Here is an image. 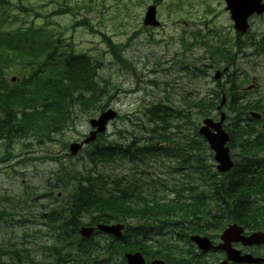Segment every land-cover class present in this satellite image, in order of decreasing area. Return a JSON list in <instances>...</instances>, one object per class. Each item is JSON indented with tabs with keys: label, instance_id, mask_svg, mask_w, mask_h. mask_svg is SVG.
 Here are the masks:
<instances>
[{
	"label": "rangeland",
	"instance_id": "rangeland-1",
	"mask_svg": "<svg viewBox=\"0 0 264 264\" xmlns=\"http://www.w3.org/2000/svg\"><path fill=\"white\" fill-rule=\"evenodd\" d=\"M153 1L11 0L7 9L9 16L5 19L0 16V29L29 25L42 27L53 39H59L58 52L68 49L71 43L76 51L85 52L100 62L98 78L100 82L105 80L111 92L106 103L118 110L121 116L110 123L106 132L109 138L106 137L102 143L113 139L125 140L130 137L129 133L138 135L143 132L141 125L148 126L143 108L152 102L166 101L183 109L185 114L190 113V120H196L197 110L194 107L189 109V103L199 99L200 95L208 92L209 95L223 88L221 83L226 81V76L222 75L219 80H214L213 76L225 64L220 68H206L201 59L204 52L202 46H195L189 51L183 49L180 39L183 36L190 41L192 32L199 33L213 44L231 43L234 46L232 52L243 51L234 57L236 67L233 66L230 71L235 69L236 75L246 77L248 81L243 88L248 97L257 95V91L264 94V54L254 55L253 48L244 47L248 38L264 47V14L254 16L250 20L249 32L239 36L233 29L223 0H161L157 4V17L161 24L149 28L143 25L142 20L147 6L155 4ZM20 3L34 8L39 14L48 15L57 11L48 17L35 16L19 11L17 6ZM83 18L87 19L85 23L88 22L92 31L86 25L76 24ZM103 35L117 46L123 65L112 55ZM5 72L10 78L19 75L18 67H10ZM75 104L78 105L70 116V125L73 126L54 134L52 141L37 143L36 139H31V144L25 145L29 140L25 141L22 137H14L12 142L0 139V157L2 151L8 154L7 161L0 162V212L7 215L0 220V241L15 245L19 250H27L31 258L37 259L40 264L45 259L46 248L52 243L50 233L58 234V231H50L46 222L42 223L44 220L40 214L42 216L44 210L53 209L71 193L72 185L68 183L66 187L62 182L58 183V178L67 170L89 168L85 158L93 145L83 147L70 158L63 147V144L82 139L88 131L87 119L92 115L83 113L87 102L81 98ZM178 123L185 135L180 136V129H173L170 134L174 138L170 139L181 143L186 141L184 136L192 137L194 125L173 122L174 125ZM204 160L207 161V158ZM210 162L212 165L215 163L212 159ZM178 164L177 158L162 155L143 173L139 164L138 169L128 165L125 174L137 181V192L161 196L167 191L158 180L166 182L177 178V172L169 171L177 168ZM119 169L117 167L114 171L119 172ZM152 180L158 181L156 190L150 184ZM88 221V218L82 219L83 223ZM183 246L179 242V248ZM214 255L210 252L207 256L214 261L221 258Z\"/></svg>",
	"mask_w": 264,
	"mask_h": 264
},
{
	"label": "trees",
	"instance_id": "trees-1",
	"mask_svg": "<svg viewBox=\"0 0 264 264\" xmlns=\"http://www.w3.org/2000/svg\"><path fill=\"white\" fill-rule=\"evenodd\" d=\"M11 3L10 0H0V9L6 10ZM18 8L21 11L33 9L23 3ZM85 21L87 19L83 18L76 24L93 30ZM39 31H17L9 38L6 34L0 35V139L4 141L12 142L14 137L26 139L28 135L39 134L50 138L51 131L66 127L75 109V99L79 101L88 96L90 100L95 98L94 94L109 89L105 80L100 82L98 71L87 57L72 50L57 53L50 35ZM108 42L117 56L116 46L109 39ZM216 54L221 55V60H226L224 52ZM17 63L22 64L21 78L12 83L2 76L3 70ZM225 82L231 88L230 135L240 151L234 167L224 180L207 169V161L200 157L211 189L202 190L193 199L183 200L175 190L177 197L157 202L135 192L136 187L132 179L125 175V170L138 161L146 167L147 156L158 152L150 147L172 130L169 129L168 110L161 105H150L143 113L150 124L148 130L143 125L144 131L152 128L147 134L149 147L135 143L143 138V132L140 137L108 142L107 146L96 144L86 154L85 164L89 168L67 170L60 175L58 183L62 182L66 187L68 183L72 185L66 199L68 202L44 210L40 218L57 225L61 221L64 230V223H67L73 233L66 230L57 232L58 235L51 234L52 243L47 247L41 264H126L124 253L135 250L150 258H164L171 264H213L211 259L195 254L190 245L186 254L172 257L169 254L172 249L170 239L158 237L156 233L154 238L158 239V246L153 248L147 243V231L169 228L177 240L189 242L191 234H206L207 230L222 229L231 222L251 230H264V160L259 158L264 151V127L261 130L257 126L259 120H245L250 111L260 112L264 118V103L256 100L254 104H242L241 99L245 96L241 88L235 86L237 77L228 76ZM216 98L218 95L212 91L205 99L199 98L189 103L188 107L199 106L201 114L209 115L214 106L212 100ZM204 100H211L209 107L200 105ZM181 156L183 161L189 159L186 153ZM117 167H120L119 172L114 171ZM190 188L193 191V187ZM211 204L218 211L213 216ZM65 214L66 220L63 219ZM85 218L89 220L88 225L124 222L126 228L121 239L106 235L80 239L77 228L86 224L82 222ZM137 220L141 223L135 226L134 221ZM154 221H160V224L154 225ZM0 263L40 264L37 259L31 258L27 250L18 254L9 253Z\"/></svg>",
	"mask_w": 264,
	"mask_h": 264
},
{
	"label": "water",
	"instance_id": "water-1",
	"mask_svg": "<svg viewBox=\"0 0 264 264\" xmlns=\"http://www.w3.org/2000/svg\"><path fill=\"white\" fill-rule=\"evenodd\" d=\"M227 3V9L231 11L232 19L235 22V28L241 32L246 31L247 29V18L253 13L260 14L264 11V3H261L262 0H225ZM155 9L153 7H149L145 18L144 24L148 25H157V22L154 20L155 18ZM113 116L104 113L99 118L98 121H91L92 125L98 124L101 128L102 125L107 121V119L112 118ZM207 122V121H206ZM216 129L215 134L205 133V136L211 143V147L216 151L215 159L219 161V169L227 170L231 167L232 163L229 160L228 149L224 148L225 142L228 140L227 134L221 129L220 124L214 125ZM205 131V130H203ZM88 141V140H86ZM77 144H72L70 146V150L72 154H74L78 149ZM122 225H97V228L101 231L111 233L115 236H121L120 230L122 229ZM92 228L82 227L80 230L81 235L88 236L92 232ZM242 232V228L237 227L236 225L230 226L225 232L221 235L223 243L216 246V249H222L225 251L227 260H231L233 262L238 263H262L264 261L263 258L253 257L250 254L241 255L240 251L232 249L230 246V242L232 241H241L243 244L251 245V244H260L264 243V234L263 233H253L250 237L244 238L240 236ZM191 240L194 241L199 248L202 250H207L212 248L213 245L211 241L207 237H199L192 236ZM125 258L128 264H146L144 262L143 256L139 252L135 253H127L125 254ZM227 260L222 261L219 264H227ZM151 264H165L161 260H153Z\"/></svg>",
	"mask_w": 264,
	"mask_h": 264
},
{
	"label": "flooded vegetation",
	"instance_id": "flooded-vegetation-1",
	"mask_svg": "<svg viewBox=\"0 0 264 264\" xmlns=\"http://www.w3.org/2000/svg\"><path fill=\"white\" fill-rule=\"evenodd\" d=\"M257 248H259V252H261V253H263L264 254V248H262V247H257ZM245 250V249H244ZM248 250H250V249H247L246 248V250L245 251H248ZM244 251V252H245ZM264 256V255H263Z\"/></svg>",
	"mask_w": 264,
	"mask_h": 264
},
{
	"label": "bare ground",
	"instance_id": "bare-ground-1",
	"mask_svg": "<svg viewBox=\"0 0 264 264\" xmlns=\"http://www.w3.org/2000/svg\"><path fill=\"white\" fill-rule=\"evenodd\" d=\"M234 76H236V75H234ZM236 77H238V76H236ZM228 85V84H227ZM191 103V102H190ZM197 105V104H196ZM191 106V105H190ZM153 114V113H152ZM151 114V115H152ZM162 122V121H161ZM153 127V126H152ZM152 129V128H151ZM169 129H171V128H169ZM216 175V174H215ZM217 178V177H216ZM50 196V195H49ZM11 210V209H10ZM50 213V212H49ZM8 229V228H7ZM58 235V234H57ZM50 237V236H49ZM57 237V236H56ZM60 237V236H59ZM58 241V240H57ZM68 249V248H67Z\"/></svg>",
	"mask_w": 264,
	"mask_h": 264
}]
</instances>
